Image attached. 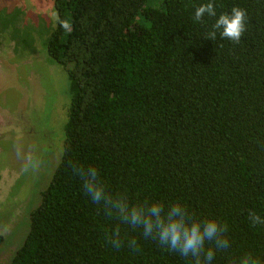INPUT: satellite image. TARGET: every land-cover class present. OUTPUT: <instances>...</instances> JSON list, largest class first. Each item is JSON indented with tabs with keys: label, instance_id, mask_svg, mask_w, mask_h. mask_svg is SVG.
<instances>
[{
	"label": "trees",
	"instance_id": "16d2710c",
	"mask_svg": "<svg viewBox=\"0 0 264 264\" xmlns=\"http://www.w3.org/2000/svg\"><path fill=\"white\" fill-rule=\"evenodd\" d=\"M201 2L55 0L48 46L68 80L65 150L8 264H185L151 240L112 247L74 171L87 166L133 198H181L222 217L229 257L264 264V227L247 222L249 210L264 214V0H213L218 12L246 10L239 43L203 37L212 20L192 21Z\"/></svg>",
	"mask_w": 264,
	"mask_h": 264
},
{
	"label": "clouds",
	"instance_id": "9594fccd",
	"mask_svg": "<svg viewBox=\"0 0 264 264\" xmlns=\"http://www.w3.org/2000/svg\"><path fill=\"white\" fill-rule=\"evenodd\" d=\"M206 19L212 20V24L204 38L214 40L219 35L239 43L246 29L247 13L239 6L218 12L213 0H202L193 6L192 21L204 23ZM61 27L71 31L70 21H62ZM74 171L82 181L83 192L110 222L105 235L114 248L127 246L136 250L143 239L183 258L185 264H217L221 255L228 264H262L252 252L236 259L229 257L230 233L222 217L197 214L181 198L150 195L133 198L127 189L112 190L94 166ZM247 222L252 228L264 227V214L249 210Z\"/></svg>",
	"mask_w": 264,
	"mask_h": 264
},
{
	"label": "rangeland",
	"instance_id": "374dc122",
	"mask_svg": "<svg viewBox=\"0 0 264 264\" xmlns=\"http://www.w3.org/2000/svg\"><path fill=\"white\" fill-rule=\"evenodd\" d=\"M11 3L13 0H0V11ZM26 72L27 76L22 72L17 85L6 86L3 94L8 96L7 102L13 106V111L23 101L31 107L35 106L33 101H40L38 107L42 111L37 115L35 111L37 125L33 132L29 133L28 128L23 127L10 130L5 137H2L3 132L0 134V202L19 196L14 204L7 203L3 207L0 204V264H8L23 246L30 231L31 213L41 205L42 194L65 150L68 80L65 83L59 80L64 71L55 72V79L47 67L35 63L27 67ZM25 110L22 106L18 111L23 113Z\"/></svg>",
	"mask_w": 264,
	"mask_h": 264
},
{
	"label": "flooded vegetation",
	"instance_id": "af4514ba",
	"mask_svg": "<svg viewBox=\"0 0 264 264\" xmlns=\"http://www.w3.org/2000/svg\"><path fill=\"white\" fill-rule=\"evenodd\" d=\"M57 16L55 0H13L9 7L0 11V134H5L2 137L12 129L23 127L33 132L37 125L35 111L36 115L42 111L38 107L40 101H33L34 107L24 105L23 101L13 111V106L7 102L8 96L3 94L6 86L20 82L22 72L27 76V67L38 63L47 67L51 76L63 69L64 76L60 75L59 80L66 82V71L50 55L48 46L57 26ZM54 77L57 79L56 75ZM22 106L26 109L23 113L18 111ZM53 118L57 120L56 116ZM16 197L19 198L14 195L0 204L2 207L14 204Z\"/></svg>",
	"mask_w": 264,
	"mask_h": 264
}]
</instances>
